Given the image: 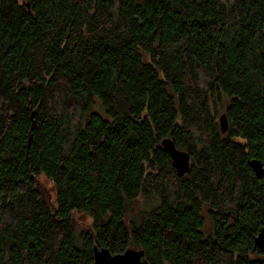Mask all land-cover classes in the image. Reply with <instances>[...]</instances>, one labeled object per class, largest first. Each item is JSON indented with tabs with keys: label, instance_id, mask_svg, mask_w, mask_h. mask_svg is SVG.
I'll list each match as a JSON object with an SVG mask.
<instances>
[{
	"label": "trees",
	"instance_id": "16d2710c",
	"mask_svg": "<svg viewBox=\"0 0 264 264\" xmlns=\"http://www.w3.org/2000/svg\"><path fill=\"white\" fill-rule=\"evenodd\" d=\"M255 159L264 0H0V264H264Z\"/></svg>",
	"mask_w": 264,
	"mask_h": 264
},
{
	"label": "water",
	"instance_id": "95a60500",
	"mask_svg": "<svg viewBox=\"0 0 264 264\" xmlns=\"http://www.w3.org/2000/svg\"><path fill=\"white\" fill-rule=\"evenodd\" d=\"M222 133H226L229 128L226 114L220 117ZM164 150L170 155L173 165L180 177L188 174L191 168V156L188 152L178 149L174 142L170 139L162 141ZM252 169L258 178H264V165L260 160H252L250 162ZM255 246L264 252V227L261 228L255 237ZM145 256L144 250L127 249L123 253H112L108 248H94L93 264H140Z\"/></svg>",
	"mask_w": 264,
	"mask_h": 264
},
{
	"label": "rangeland",
	"instance_id": "374dc122",
	"mask_svg": "<svg viewBox=\"0 0 264 264\" xmlns=\"http://www.w3.org/2000/svg\"><path fill=\"white\" fill-rule=\"evenodd\" d=\"M38 180L41 186L43 187L44 191L46 192V194H49L50 196L49 200L51 201L54 195L53 185L51 181L46 179L45 177H42V178L40 177ZM153 204H154L153 199L148 200V198L146 197L142 198L138 206L136 207V209H134L133 212H131L129 216L127 217L126 219L127 226H131L132 219L135 218V216H137L139 212L150 210L153 207ZM90 223H91V220L89 217H86L82 214H76L75 224H76V229L78 232H81L82 230L89 228Z\"/></svg>",
	"mask_w": 264,
	"mask_h": 264
},
{
	"label": "bare ground",
	"instance_id": "6f19581e",
	"mask_svg": "<svg viewBox=\"0 0 264 264\" xmlns=\"http://www.w3.org/2000/svg\"><path fill=\"white\" fill-rule=\"evenodd\" d=\"M175 167V166H174ZM177 171V170H176Z\"/></svg>",
	"mask_w": 264,
	"mask_h": 264
}]
</instances>
